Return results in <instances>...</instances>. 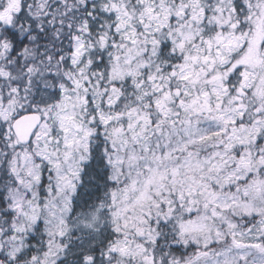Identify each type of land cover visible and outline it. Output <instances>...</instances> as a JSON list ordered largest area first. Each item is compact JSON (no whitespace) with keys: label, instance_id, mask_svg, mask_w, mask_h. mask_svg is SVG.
<instances>
[{"label":"snow or ice","instance_id":"1","mask_svg":"<svg viewBox=\"0 0 264 264\" xmlns=\"http://www.w3.org/2000/svg\"><path fill=\"white\" fill-rule=\"evenodd\" d=\"M0 264H264V0H0Z\"/></svg>","mask_w":264,"mask_h":264}]
</instances>
